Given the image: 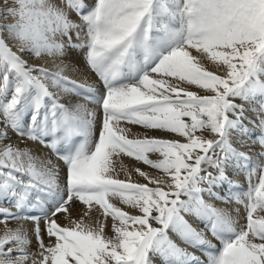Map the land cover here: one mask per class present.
Returning a JSON list of instances; mask_svg holds the SVG:
<instances>
[{
    "label": "snow or ice",
    "instance_id": "obj_1",
    "mask_svg": "<svg viewBox=\"0 0 264 264\" xmlns=\"http://www.w3.org/2000/svg\"><path fill=\"white\" fill-rule=\"evenodd\" d=\"M69 49L102 92L64 74ZM121 155L163 176L120 179ZM206 196L242 205L246 223ZM77 203L86 210L70 218ZM261 213L264 0H0V224H32L5 227L0 264H264Z\"/></svg>",
    "mask_w": 264,
    "mask_h": 264
},
{
    "label": "bare ground",
    "instance_id": "obj_2",
    "mask_svg": "<svg viewBox=\"0 0 264 264\" xmlns=\"http://www.w3.org/2000/svg\"><path fill=\"white\" fill-rule=\"evenodd\" d=\"M85 3L91 4L92 0H85ZM71 18L73 20H78V17L75 13H72ZM73 39L75 40V37H73ZM25 59H29L30 61H32L35 64H44L45 63L44 59L33 60V58L30 56H25ZM63 60L68 65V67L66 68L65 73H64L66 76L70 77L71 79L77 80L81 83H86V84L92 85L95 89H97L98 92L103 91L102 82L99 80V78L96 76V74L94 72H91L90 70H88L86 68L82 53L80 51L75 50V49H69L67 56H65L63 58ZM56 63H59V60H57ZM74 65L78 66V70H76V71L73 70ZM45 66H47L49 68L53 67V62H52L51 58L48 59ZM210 70H214V69H211V66H210ZM185 86L188 87L187 85H185ZM190 90H197V89H195L194 86H191ZM74 102L85 103V101H83L79 97H76ZM87 106L89 108L95 107L94 105H91V104H88ZM127 127H129L131 129V132L129 133L130 138L134 137L137 134H143V132H144V130L142 128H140L139 126H136V125H127ZM148 134L151 136H157V137H162V138H169V139L176 138L172 134H168V133L160 132V131H151L150 130L148 132ZM197 134H201V133H197ZM203 135L211 138L210 134L207 131L203 132ZM9 136L11 137V142L13 144L19 146L20 148L28 147L30 149H33L34 154H36V155H39L42 157L43 156L51 157V153L49 152V150L47 148L43 147L42 145L33 144L31 141L21 142L20 139L11 131L9 132ZM4 143H8V141H5ZM253 151H255V149H253ZM150 158L155 159L156 158L155 154H150ZM52 159H53L54 163H59V165H60V176L62 178L63 174H64L63 163L56 161L55 157H52ZM114 160H116V171H117V173H119L120 179H127L128 178L127 173H131V181L132 182L147 183V180L144 177L139 176V174L135 171L136 168L141 169L142 171L148 173L150 176H163V174L161 172H159L158 170L153 169V168H151V167H149V166H147L141 162H137L134 159L127 157V156H124V155H121L119 158L114 157ZM122 168L124 170H121ZM229 175H230V178L233 179L234 181H236L241 187H243V188L247 187L246 176L243 173H235V172L230 171ZM205 199H208L209 203H214L216 207L223 208V209H226L227 211L231 212L233 214L234 219L237 220L238 225H243L244 223H246V210L244 209V207L242 205L237 204L235 202L224 204V203H221L220 201H217V200H211L207 196L205 197ZM113 202L116 203L118 206L124 207V210L129 211L132 214H135V210L129 209L126 206L121 205L119 201L114 200ZM235 209H239V215H236ZM85 210H86L85 206L77 203L75 205H72L69 208L68 215L70 218L79 219ZM261 215H264V213H261ZM90 216H91V219L93 222L97 218H99L101 220L104 219L102 214L100 213V211L98 210V208L96 206L93 207L92 211L90 212ZM57 219H58V222L61 223L62 225L68 223V221L64 218L63 213L59 214ZM189 220L193 224V226L196 227L197 229L202 228V225H200L194 218L189 217ZM19 224H23L25 227H27L29 229L32 228V224L29 221L10 220L7 222L6 225L0 224V234L3 233V231L5 230V227H16ZM107 224H108V227L105 229V232H106V234L111 235L112 234L111 233V224H112L111 218L107 219ZM41 227H43V221H41ZM208 238L211 239L212 242L214 244H216L217 247L220 246L219 241H217L215 238L211 237L210 235L208 236ZM44 242H45V244H47L49 242V238L46 235L44 236ZM182 246H185V245H182ZM32 250L33 251L36 250V245H35L34 240H33V244H32ZM188 250L196 252L197 255H201V253L194 248L189 247Z\"/></svg>",
    "mask_w": 264,
    "mask_h": 264
}]
</instances>
